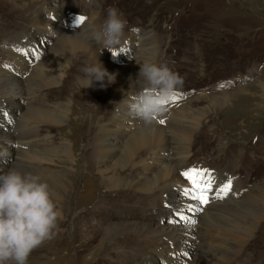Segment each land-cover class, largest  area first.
Returning <instances> with one entry per match:
<instances>
[{"label": "rangeland", "instance_id": "obj_1", "mask_svg": "<svg viewBox=\"0 0 264 264\" xmlns=\"http://www.w3.org/2000/svg\"><path fill=\"white\" fill-rule=\"evenodd\" d=\"M65 2L70 6L68 18L84 16L87 22L95 17L96 24L103 22L110 6L119 9L128 22L118 46L119 55L114 59L110 51L103 50L115 63L134 67L139 60L137 39L143 35L151 38L157 63H167L184 80L165 118H161L163 125L177 111L183 114L184 128L191 125V115H198L199 122L186 128L191 132L198 128L189 164L195 168L215 162L220 167L229 165L232 183L237 182L229 191L235 203L227 209L218 206L210 211L213 220L220 229L240 233L249 231L251 223L256 224L250 236L239 234L245 244L223 263L220 258L218 261L216 256L212 257L205 240L195 232L202 233L209 225L203 212H189V206L175 211L150 207L148 195L132 196L130 175L124 177L123 186L105 188L102 180L112 177L111 170L120 167L128 153L135 152L128 149V144L136 132L121 141L118 158L108 173L100 172L95 158L94 163L88 164L87 150L90 148L94 153L96 134L102 123L114 116L116 102L112 96L100 97L92 86L81 88L79 65L71 55H66L68 45L63 34L43 27L33 33L25 32L37 20L52 23L47 22L52 19L48 7L31 1L34 7L17 13L27 0H0V70H12L13 67L5 65L14 64V54L23 55L16 49L29 52L28 56L23 55L32 64L24 69L27 85L36 75L37 66L48 59L52 58L49 71L54 77H58L60 64L65 67L57 88L40 90L41 85L36 82L19 105L0 104V114L8 122L9 132L10 127L17 125L21 113L26 115L33 109L49 107L53 112L67 115L62 130L50 132L49 121L36 137L40 150L48 147L51 152L46 156L53 160H42L34 168L28 163L31 168L23 172L40 175L63 212L55 237L34 250L28 264H200L215 257L219 264H264V0H93L91 5L88 0ZM64 11L60 7L59 12L64 14ZM18 32L21 36L17 37ZM62 55L64 59L59 61L58 56ZM65 82L70 86H64ZM63 91L65 96L60 100ZM61 104H65V110L60 109ZM174 136L180 144V135ZM7 145L1 156L0 174L17 161L16 146L10 141ZM64 145H69L71 156L63 151ZM144 156L151 158V153ZM177 212L196 221L195 224L175 222L186 226L182 246L153 253L145 250L144 239L135 229L161 231L173 223L170 221L178 219ZM119 230L124 232L117 236ZM222 243L218 245L222 253L233 250L234 245Z\"/></svg>", "mask_w": 264, "mask_h": 264}, {"label": "bare ground", "instance_id": "obj_2", "mask_svg": "<svg viewBox=\"0 0 264 264\" xmlns=\"http://www.w3.org/2000/svg\"><path fill=\"white\" fill-rule=\"evenodd\" d=\"M31 1H36L37 3L40 2L42 7L44 6L50 9L49 13L52 15V19H49L47 22L52 23L49 25L37 20L38 22H34L28 26V28L25 30L26 33H33L34 30H38V28L43 27L44 29H50L51 31H56L60 34H63L64 43L68 45L66 55H71V59L78 62V76H83V73L81 72L83 67L98 62L104 69H106L112 78L110 80L109 77H106V80L103 82L96 81L92 85V87L95 88V92L100 97L112 96L113 101L116 102L117 110L114 116L110 117L106 123L101 122L102 125L95 137L96 142L94 146L95 150L93 151L94 153L89 150L90 148L87 150L88 157L85 155L86 162L89 164L90 162H93L92 159L95 158V162L99 165L100 172L104 174L109 169H111L112 162L119 155L121 141L126 137V135L136 132L135 136L132 137V140H130L131 142L128 144V149L134 150L135 152L128 153V155L126 154L127 156L122 160V162H120V167L111 170L112 177L102 180V182L105 184V188L123 186L124 177H128L130 175L129 186L134 187V194L132 196H138L139 193H142L144 196L148 195L150 207L154 205V207L156 206L160 209L162 208L167 211H175L184 206L197 204L196 201L185 197L183 194L182 189L189 187V184L179 171L183 172L186 169L193 168V166L189 164L188 160L189 153L191 152V148L193 146V141L198 134V128L194 129L193 132L186 128H192L191 125L199 122L198 115H191V125H186V128H184L181 124L183 114L179 113L178 111L173 116L171 115L172 117H170V119L166 121L164 125L159 121L152 124H145L142 120L135 118L129 113L128 98L137 90H139L143 84V79L139 76L141 65L146 61L157 63V52L151 38H149L148 35H143L137 39L139 60L134 67L123 63H115L114 61L110 60L109 57L104 54V52H101L100 46L90 38L91 28L88 21L78 23L77 18H68L67 14L70 13V6L67 7L65 0H62V2H60V0H27V3L22 5L23 7H20L22 9H17V13H24L26 9L30 10V7H34L33 4L30 3ZM60 7H64V14L59 12ZM37 18L39 17L37 16ZM51 25H53V27H51ZM16 26L19 28L18 26L20 25ZM17 34L20 33L18 32ZM18 36H21V34L17 35V37ZM14 55L16 56H13L14 64L11 65V67H13L11 68L12 70L9 72L0 70V104L3 102H9L10 106L13 104L19 105V103L23 102V100L26 98V94L29 93V90H31L30 87L34 89L32 85L36 82H39L38 84L41 85V87L39 86L40 90L47 88L51 90L58 87L57 82L61 80V71L63 68H65L63 64L59 65L60 72L58 73V77H54L49 71L50 65L53 63L51 60L52 58L50 57L51 59H48L43 63L39 62L41 64L39 67L37 66L38 69L35 71L36 75L32 77L30 82L31 85L30 83L27 85L23 79L25 72L24 69H27L28 66L32 64H28L24 60L23 55ZM66 55L64 53V56ZM64 56H58L59 61L64 59ZM56 62L55 64H57ZM29 69L32 70V66H30ZM66 84L68 83L65 82L64 86ZM68 86L70 85L68 84ZM64 96L65 93L63 91L60 93L58 98L63 100ZM40 107L39 109H41ZM59 107L62 110H65L66 108L65 104H61ZM1 114L0 164L2 162V153L8 148L7 143L9 141L16 146L17 153V161L12 163L11 169H16L23 173L25 168H34L37 164H40L42 160H53L46 156L47 154L50 155L51 152L48 147H45L44 149L42 148V150H40V147H38V143L36 142V137L41 135L40 131L43 124H46L49 121H51L52 124V126L49 127L50 132L56 131L57 133L58 131L62 130L65 124L64 120L67 117L65 113H60L57 110L53 112L49 110V107L48 110L43 108L41 110H30V112L26 115L21 113L22 115H19L20 117L18 118L17 125L10 127V132L8 131V122L4 120ZM162 118L164 119L165 117ZM32 120L33 124H31ZM102 120L103 119L101 118V121ZM186 120H188V118H186ZM174 135H180L179 138L182 140L180 144L175 142ZM184 140H186L185 144H183ZM63 151L71 156V149L69 148V145H64ZM148 152L151 153V158L144 156ZM37 153L41 155L38 156ZM28 163L31 167L28 166ZM228 167L230 168L229 165ZM228 167H220L217 162L211 165L203 164V166L196 167L198 169L203 168L212 170L215 183L212 192L209 193V203L204 205L203 211H201L204 213L206 221L208 222L207 224L209 225L203 228L202 233L200 231L198 232L197 230L195 232L198 233L199 237L205 240L206 245L212 252V257L216 256L218 261L221 260L220 262H223L225 259L227 260V257L233 256L235 252L239 250V247L245 244L244 241L239 239V234L244 236L249 235V233L255 228L256 224V222L251 223V229L249 231L240 233L225 228L220 229L213 220V216L211 215L210 211L218 208V206H222L227 209L229 204H233L235 201L233 193L230 192L222 199L214 198L213 195L220 186L226 183L227 180L230 179L231 182L233 181V177L231 176L233 174ZM1 169L2 168H0V171ZM7 171L8 169L4 171V173ZM232 184L235 185L237 182ZM155 195L157 196L153 200ZM143 201H145V199H143ZM252 217L256 216L253 215ZM185 227L186 226L181 223H172L161 231H153L149 228L139 229L137 227L135 229V233H137L138 236L142 235V238L144 239L143 241L145 243L144 249L150 250L149 252L153 253L157 250L162 251L166 248L172 250L181 247L183 244V232ZM123 232V230H119L115 234L118 236ZM222 242H228L229 244L234 245L233 250L224 251L225 253H222V251L218 248V245L223 244ZM208 259L209 258L207 257V260ZM214 260L208 262L204 259V261L200 262V264H219Z\"/></svg>", "mask_w": 264, "mask_h": 264}, {"label": "clouds", "instance_id": "obj_3", "mask_svg": "<svg viewBox=\"0 0 264 264\" xmlns=\"http://www.w3.org/2000/svg\"><path fill=\"white\" fill-rule=\"evenodd\" d=\"M91 5L93 0H88ZM95 17L88 19L90 38L119 55L127 20L118 8L110 6L102 23ZM78 79L81 88L103 82L109 73L98 62L81 69ZM139 76L142 87L128 98L130 115L145 124L160 121L179 89L183 77L167 63L146 61ZM62 209L53 197L50 186L40 175L9 169L0 174V264H28L32 252L53 239L58 231Z\"/></svg>", "mask_w": 264, "mask_h": 264}, {"label": "snow or ice", "instance_id": "obj_4", "mask_svg": "<svg viewBox=\"0 0 264 264\" xmlns=\"http://www.w3.org/2000/svg\"><path fill=\"white\" fill-rule=\"evenodd\" d=\"M86 17L79 16L77 18L78 23H83L86 21ZM17 52L28 56L29 52L27 49H16ZM5 67H11L10 65H5ZM175 96L173 99H176ZM5 117L8 116L7 113L3 114ZM161 124L164 123V120L159 121ZM181 175L188 181L189 187L182 189L183 194L185 197H188L197 202L195 205H189L188 211L189 212H196V211H203V206L209 203V193L212 192L213 186L215 183V178L212 175V170L203 169V168H190L186 169L181 173ZM232 182L231 180H227L225 184L220 186L214 195V198L222 199L226 196L229 191L231 190ZM176 216L178 217L177 220H173L170 222H180L183 221L185 223L195 224L196 221L190 216H186L183 212H177Z\"/></svg>", "mask_w": 264, "mask_h": 264}]
</instances>
